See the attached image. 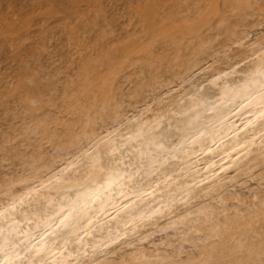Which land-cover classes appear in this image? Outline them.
<instances>
[{
  "label": "rangeland",
  "instance_id": "obj_1",
  "mask_svg": "<svg viewBox=\"0 0 264 264\" xmlns=\"http://www.w3.org/2000/svg\"><path fill=\"white\" fill-rule=\"evenodd\" d=\"M262 72L264 0H0V236L18 227L14 252L54 236L76 191L115 178L143 192L144 220L101 238L128 202L112 192L111 215L54 244L65 264H264V106H230L231 132L250 118L234 154L192 143Z\"/></svg>",
  "mask_w": 264,
  "mask_h": 264
},
{
  "label": "bare ground",
  "instance_id": "obj_2",
  "mask_svg": "<svg viewBox=\"0 0 264 264\" xmlns=\"http://www.w3.org/2000/svg\"><path fill=\"white\" fill-rule=\"evenodd\" d=\"M263 75H264V72L260 73L258 75V77H252L248 84L242 85L241 89H225L222 92L221 101L220 102L218 101L219 104L216 107L209 108V109H211L210 111H212V115L210 116V120L206 124H203V127H201L200 129H198L196 131L197 135H196L195 139L192 141V143L193 144L199 143L201 145V147L203 148V150H206L208 147L207 144L203 145L206 143V141H208L207 143H210V145H211V143H213L215 141L228 138L229 142H227L228 144H224L223 148L228 146L229 148H226L225 151L233 152L232 154H234L235 151H237L242 146H244L246 144V142H244V141H246L247 138H244V140H242V138H241V140H240L239 137L245 136V133H246L245 130H247V127L250 126L249 120H248L250 118H246L247 120L244 119L246 121V124L243 123L244 126L241 125V126H243L242 128H240V129L233 128V132H231L232 130H230L231 127H233V125L230 124L231 126H229L226 123L222 124V121L224 122L226 117H228L229 114H231L230 113L231 111L229 108L231 105H233L232 103L236 102V104H237V102H240V100L245 101V102L248 101V102H246V107L252 106V108H253L252 111H254L253 119L258 120L259 117L256 116V114L259 112V115H260L261 114L260 110L264 106V83L258 81L257 78H261ZM238 105H240V104L238 103ZM232 107L235 108L234 106H232ZM241 108H242V106H241ZM243 108H245V107H243ZM237 109H235V110L237 111ZM248 109H247V111H248ZM239 111H240V109H239ZM239 111H237V112H239ZM242 111L243 112L242 113L239 112V114L240 113L246 114V112H247L246 110H245V112H244V110H242ZM261 111H264V110H261ZM244 116L246 117L247 115H244ZM248 116H249V114H248ZM250 131H252V130H250ZM213 146H216L215 143ZM221 147H222V145H220V148ZM217 149H219V148H217ZM207 150H210V149H207ZM159 152L161 153V152H163V150H161V148H158L157 153H159ZM165 152L167 153L170 151L166 150ZM184 153H187V152H183V154ZM194 153L195 152H192L190 154L188 152L183 157V160L187 161V158H189ZM203 153H205V152H203ZM206 153H207V151H206ZM209 153H211V152L209 151L207 154H209ZM217 153H219V152H217ZM213 154H215V152ZM213 154H211V155H213ZM226 155L228 156V154H226ZM219 156H221V155H219ZM230 156H231V154H230ZM223 158H225V157L223 156L219 160H222ZM214 160H215L214 158L206 159L203 163L204 164V170L209 171V173L212 172V168L217 165ZM230 160H232V158H230ZM155 163H157V162L153 161V160H148V162H147L149 167H151L153 164L155 165ZM222 167H223V165H221V167H219V168H222ZM188 172H191V171L188 170ZM148 175H149V173H148ZM190 175H192V174H190ZM190 177H192V176H190ZM110 188H112V189L109 190ZM105 191L107 192V194H102L101 196H99V194H101ZM112 192H114L115 195H118V196L120 195L121 197L127 196L126 198H127L128 202L124 205V207H119L117 210H115V212H114L115 215H113V213H112V215L115 216V219H117V223L115 224V227L111 226L107 230L103 231V234H102L103 236L101 238H106V237L113 235V233L116 232L119 228H121V227L123 228L127 224L130 225L131 223H134L135 221L139 222V220H144L143 219L144 218L143 212H144V210H146L150 207L149 206L150 203L145 202V201H144L145 202L144 203L143 200H139L140 199L139 197L143 192L142 191H138V192L132 191L131 189H130V191L127 190L126 192H124V190L121 189V186H119V181L116 182L115 178L107 179L106 184L101 186V187H98L96 190L88 187L86 189L76 191L74 193V199L70 200V202H72V204H70L68 207H66V209L64 211H61L62 209L60 211H57L58 213H61V215H59V216H61V218H59L60 221H59V225H57L58 228L56 230H54V232H53L54 236H52L51 234L46 235L43 233L36 240L37 242L35 244L31 245L29 242L30 236L24 232L22 234V236L20 235V237H18V239H19L18 243L19 242L21 243L18 245L19 251H16L17 248L14 247V248H16L15 252H14L13 246H11V245L13 243V245L15 246V244H14L15 242L12 241V239L15 236L19 235V231H17L18 227H16L14 223H11L10 225L7 224L10 227L9 230L13 233H12V235H5L4 233L1 232L2 235L0 236V254H2V259H4L5 262H12L13 264H20L21 263V262H19L20 258L21 257L22 258L27 257V264H39L42 259H44L45 257H48L55 264H65L64 261L73 256V254L71 252L72 250L65 251V252L63 251L64 253L62 254L61 251L56 250V248L54 247V244L59 241V244L61 245L60 248H61V250H63L65 248V245H67L66 243L68 241H71L72 236H74V234H76L77 228L80 226L81 222L88 221L87 223H89L91 214L103 212L104 214H107L108 216L111 215V214H108L107 212L110 211V210H108V208L114 204V201H112V199L109 200V197L111 196ZM136 203H139V207H137V209L134 210L133 205L134 204L136 205ZM132 210H133V212H132ZM44 222H46V221H44ZM48 222H50V221L48 220ZM48 222H46V224H51ZM42 225H43V223H42ZM49 226L50 225H48V227ZM100 229H101V226H98L94 233L101 232ZM92 232L93 231H91V233ZM62 243H64V245ZM8 244L10 247H12V249L10 247L7 249ZM20 245H21V247H20ZM10 249H11V251H9ZM78 249H81V248L78 247ZM67 250H69V248H67ZM17 262H19V263H17Z\"/></svg>",
  "mask_w": 264,
  "mask_h": 264
}]
</instances>
